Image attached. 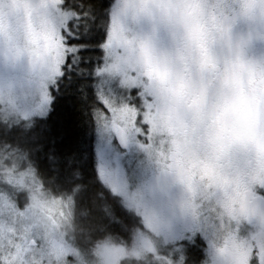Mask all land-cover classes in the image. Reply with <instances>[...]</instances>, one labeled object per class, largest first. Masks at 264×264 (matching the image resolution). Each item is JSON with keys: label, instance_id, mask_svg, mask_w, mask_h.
I'll return each mask as SVG.
<instances>
[{"label": "snow or ice", "instance_id": "1", "mask_svg": "<svg viewBox=\"0 0 264 264\" xmlns=\"http://www.w3.org/2000/svg\"><path fill=\"white\" fill-rule=\"evenodd\" d=\"M0 264H264V0H0Z\"/></svg>", "mask_w": 264, "mask_h": 264}]
</instances>
